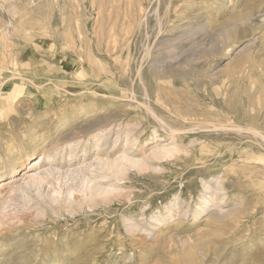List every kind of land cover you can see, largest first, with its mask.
<instances>
[{
	"label": "rangeland",
	"instance_id": "374dc122",
	"mask_svg": "<svg viewBox=\"0 0 264 264\" xmlns=\"http://www.w3.org/2000/svg\"><path fill=\"white\" fill-rule=\"evenodd\" d=\"M263 82L264 0H0V264H264Z\"/></svg>",
	"mask_w": 264,
	"mask_h": 264
},
{
	"label": "bare ground",
	"instance_id": "6f19581e",
	"mask_svg": "<svg viewBox=\"0 0 264 264\" xmlns=\"http://www.w3.org/2000/svg\"><path fill=\"white\" fill-rule=\"evenodd\" d=\"M63 14V13H62ZM66 17H68V16H66ZM143 18V17H142ZM141 18V19H142ZM68 19V18H67ZM71 19V18H70ZM75 19H76V17H75ZM62 20V19H61ZM160 21V20H159ZM76 23V22H75ZM60 24V23H59ZM158 24V23H157ZM160 24V23H159ZM67 25V24H66ZM68 27H69V25H67ZM75 26H77V25H75ZM77 28H78V26H77ZM159 28V27H158ZM67 29V28H66ZM69 29V28H68ZM76 29V28H75ZM61 31H62V29H61ZM78 31V30H77ZM78 33V36H79V34H80V32H77ZM77 36V37H78ZM65 39V38H64ZM65 41V40H64ZM74 43V42H73ZM66 44H67V42H66ZM71 44V43H70ZM72 45V44H71ZM78 47H79V45H78ZM69 48H71V46H69V45H66L65 47H64V49L65 50H68V51H71V50H69ZM73 48V47H72ZM65 50H63V54H67V52L65 51ZM54 55V57H56V53H54L53 54ZM141 58V57H140ZM56 60V59H55ZM91 61V60H90ZM90 61H89V63H90ZM14 62V61H13ZM76 64H77V62H76ZM79 65V64H78ZM82 67V66H81ZM90 67V66H89ZM73 70H72V73L74 74V75H76V77H80L81 79H79V80H77V81H79V82H81V83H79V84H77V85H72L75 89H77V90H79V91H81V92H84V91H87V90H93L94 91V87H93V85H91V84H89L88 82H90V81H92V80H95L94 79V74H92V73H88V77H86V75L84 74V73H82L81 72V69H80V67L78 68V66L77 65H73ZM102 68V67H101ZM65 70V69H64ZM137 70H138V68H137ZM140 70V69H139ZM102 72V71H101ZM97 73V72H96ZM107 73V72H106ZM138 73V72H137ZM136 73V74H137ZM87 74V73H86ZM258 74V73H257ZM138 75V74H137ZM83 76H85L84 78H82ZM96 76V75H95ZM15 77V76H14ZM35 77H37V76H35L34 75V80H33V78L32 77H29V78H27V77H25V78H22V80H26V81H29L30 83H34L35 82ZM250 80V79H249ZM140 81V80H139ZM44 83H45V81H44ZM264 83V82H263ZM42 85V84H41ZM262 86H264V85H262ZM64 89V88H63ZM74 89V90H75ZM69 91V90H68ZM97 94H99V93H97ZM106 94H107V92L105 91L104 92V95L102 96L103 97V99H105L106 98ZM251 97V96H250ZM133 98V97H132ZM90 101V100H89ZM96 103V102H95ZM82 105V104H81ZM226 107V106H225ZM67 110V109H66ZM65 110V111H66ZM108 110V109H107ZM249 111V110H248ZM85 112H87V111H85ZM107 114V113H106ZM108 114H109V112H108ZM155 116V115H154ZM95 117H97V116H95ZM94 117V118H95ZM66 118V117H65ZM108 118V117H107ZM90 119V118H89ZM106 119V115H100L98 118H95V120H94V122H92L93 124H95L96 122L97 123H101V122H104V120ZM232 119V118H231ZM106 122V121H105ZM162 123V122H161ZM164 124V123H163ZM96 125V124H95ZM98 125V124H97ZM96 125V126H97ZM195 125V124H194ZM87 126V125H86ZM85 126V127H86ZM93 126V125H92ZM95 126V127H96ZM81 127H82V125H81ZM169 127V126H168ZM245 127H247V126H245ZM76 128V127H75ZM89 128H91V127H89ZM159 128H161V127H159ZM183 129V128H182ZM246 129H248V132H250L251 133V135L252 136H261L263 139H264V135L262 136V133L257 129V128H255V127H252V128H246ZM190 130V129H189ZM170 131V130H169ZM67 140V139H66ZM3 142V141H2ZM64 142V141H63ZM7 145V144H6ZM4 148V147H3ZM6 150L8 151V152H10V150L11 149H7L6 148ZM5 150V151H6ZM12 151L13 150H11V155H12ZM19 154V153H18ZM25 155V154H24ZM14 164V160H11L10 161V165H13ZM5 183V182H4ZM16 186V185H15ZM17 190H19V187H14L13 186V188L10 190L11 192H16ZM59 192V191H58ZM55 193H57L56 191H55ZM217 198H219L218 200H221L222 199V197L223 196H221V197H218V196H216ZM215 197V198H216ZM200 198V197H199ZM203 198V197H202ZM216 198V199H217ZM106 199V198H105ZM201 199V198H200ZM109 200V199H108ZM111 200V199H110ZM223 200V199H222ZM202 201V200H201ZM106 202V201H105ZM109 202V201H108ZM221 202V201H220ZM39 202H37L36 203V205L35 206H37V204H38ZM218 204V203H217ZM195 205V204H194ZM203 205L205 206V208L207 207V206H209L210 205V200H204L203 201ZM61 206V205H60ZM204 206H203V208H204ZM201 207V206H200ZM200 207H198V208H200ZM205 208H204V210H205ZM184 209V208H183ZM220 209V208H219ZM181 210V209H180ZM199 210V209H198ZM183 211V210H182ZM184 213H185V211H183ZM194 212H195V210H194ZM201 212H202V210H201ZM198 214H199V212H197ZM197 213H195V214H197ZM156 220V219H155ZM157 222V221H156ZM160 222V221H159ZM219 249V248H218ZM188 254V253H187ZM185 255V254H184ZM188 255H186L185 257H187ZM190 257V256H189Z\"/></svg>",
	"mask_w": 264,
	"mask_h": 264
}]
</instances>
